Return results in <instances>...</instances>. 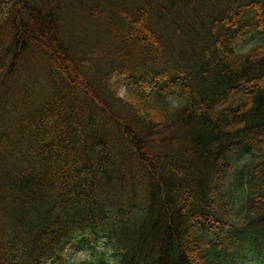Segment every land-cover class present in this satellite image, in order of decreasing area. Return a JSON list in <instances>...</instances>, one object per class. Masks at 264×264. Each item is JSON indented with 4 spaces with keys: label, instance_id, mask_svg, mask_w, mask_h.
I'll list each match as a JSON object with an SVG mask.
<instances>
[{
    "label": "trees",
    "instance_id": "trees-1",
    "mask_svg": "<svg viewBox=\"0 0 264 264\" xmlns=\"http://www.w3.org/2000/svg\"><path fill=\"white\" fill-rule=\"evenodd\" d=\"M74 244L264 264V0H0V264Z\"/></svg>",
    "mask_w": 264,
    "mask_h": 264
},
{
    "label": "rangeland",
    "instance_id": "rangeland-1",
    "mask_svg": "<svg viewBox=\"0 0 264 264\" xmlns=\"http://www.w3.org/2000/svg\"><path fill=\"white\" fill-rule=\"evenodd\" d=\"M76 1H73L75 3ZM78 4H72L71 9L66 12L65 19H63V24L61 25V29L64 31V27L68 28L69 31H64L66 35L69 34V32L72 34L74 31H81L83 34L90 36L95 39L99 38V34L95 29L94 22L88 19L87 11L91 8V6L84 9L83 5ZM83 10H82V9ZM257 37H250L247 39L246 42H244L242 45L245 49H250L256 41ZM71 40H73L71 38ZM75 45V44H73ZM29 57V56H28ZM34 58L30 57L28 58L24 64H28L29 69L31 66L37 67V65L34 64ZM50 71V70H49ZM35 74L36 72H32ZM35 76V75H34ZM125 90H122L121 96H124ZM109 248L105 245H101L99 247L92 244V246L87 247V245L84 244H75L72 247H70L66 253V260L71 262H85V264H99V259L97 258V255L102 252L104 253V256H107L109 252H107ZM106 252V253H105Z\"/></svg>",
    "mask_w": 264,
    "mask_h": 264
}]
</instances>
